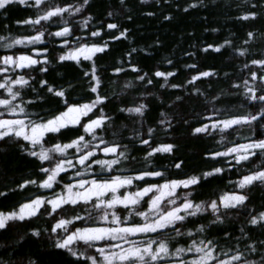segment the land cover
I'll list each match as a JSON object with an SVG mask.
<instances>
[{
	"label": "snow or ice",
	"instance_id": "obj_1",
	"mask_svg": "<svg viewBox=\"0 0 264 264\" xmlns=\"http://www.w3.org/2000/svg\"><path fill=\"white\" fill-rule=\"evenodd\" d=\"M95 2L0 0L5 18L13 4L35 11L16 21L31 26L34 34L13 35L7 26L0 34V157L16 147L35 158L13 186L0 179V233L50 218L46 227H28L17 239L0 243L9 256H0V264H40L32 256L13 257L20 241L45 233L54 248L72 258L67 264H264V31L249 23L240 46L230 32L222 42L200 49L220 55L231 49V60L243 61L239 75L223 70L230 62L201 70V57L191 51L184 55L197 62L184 65L189 75L171 83L180 71L173 60L164 58L172 70L156 65L145 71L135 47L120 66L100 63L113 41L130 38L119 18L132 21L133 16L128 0H118L119 7L103 0L98 15L90 11ZM198 7H207L205 0H188L183 11ZM240 8L236 19L264 20V0H243ZM172 18V12L164 16ZM56 44L62 46L59 51ZM68 66L78 75L57 71ZM107 68L118 77L131 72L132 78H105ZM203 78L210 82L202 89ZM149 86L185 90L187 95L172 101L181 114L160 111L167 103ZM186 99L201 111L186 112ZM240 128L249 135L241 136ZM233 133L237 139L230 140ZM216 135L211 148L198 152L201 161L214 166L186 170L181 141L215 140ZM164 158L171 162L164 165ZM21 191L27 193L21 200L4 203L10 192ZM237 221H242L239 235L229 230Z\"/></svg>",
	"mask_w": 264,
	"mask_h": 264
},
{
	"label": "trees",
	"instance_id": "obj_2",
	"mask_svg": "<svg viewBox=\"0 0 264 264\" xmlns=\"http://www.w3.org/2000/svg\"><path fill=\"white\" fill-rule=\"evenodd\" d=\"M188 0H146L142 3L141 0H128V7L131 8V15L133 16L132 21H126L123 15L119 18L120 23L123 27L130 30V38L125 40L121 38L119 42L113 41L110 45V51L107 55H103L100 63L107 65L115 63L120 66V60L124 57V54L131 48L135 47L138 51V58L140 65L145 71H154L156 65H162V70H172L171 66H168L165 61V57L173 60L175 67L180 71L177 73L176 79H171V83H182L189 75L188 71L184 68L185 64L197 62L196 57H188L184 55L185 52L196 51L198 56L201 57L200 68L203 70L206 67L215 66L220 68L222 63H229L228 68H224V71L234 72L239 75L242 71L241 59L231 60L230 53L231 49L224 52L223 55L215 53L213 50H209V53H203L200 49L203 48L206 43H219L226 37H229V33L233 34L234 43L236 46H240L243 39L245 38V32L249 30V23L253 25L258 32L264 31V20H256L252 22H245L236 19L240 15L243 0H205L207 7H198L197 9H189L188 12L183 11V6ZM108 4H116L119 7L118 0H107ZM176 4H180V8H176ZM93 15H98L104 11L103 0H96L93 9H91ZM155 12L156 15L150 16L147 13ZM169 12L173 13L171 20H165L164 16ZM35 11L30 6L13 4L8 8V15L5 18L0 15V34H6L4 32L5 26L13 33V35H32L34 34L31 26L17 24V20H25L30 16H34ZM87 15V13H85ZM79 19V17H77ZM100 19H104L100 15ZM95 21L93 25H95ZM47 26V25H45ZM212 29H220L219 32H214ZM105 38H107L105 36ZM159 39L162 43L157 46L154 41ZM44 45L48 44V38L40 42ZM196 45L197 47H192ZM30 46L18 45V49L26 50ZM61 45L56 44L55 50L59 51ZM259 48L261 44L259 41L254 45ZM147 48V51L144 49ZM223 51V50H222ZM55 54V53H53ZM100 55V54H98ZM51 59V57H50ZM74 63V62H71ZM57 71H63L67 77L78 75V69L72 66L59 68ZM54 73H50V76ZM111 77L113 79L119 78L123 80L125 78H132V73L129 72L127 77L119 76L111 71V68L106 69L105 78ZM159 83H163L162 78H157ZM210 81L207 78H203L198 85L202 89L206 87ZM219 87H227L226 83H221ZM140 88V91H143ZM149 91L158 92L164 101L167 103V107L159 109L160 111L172 110L179 116L180 109H172V101L175 99V95H187L188 93L183 89H172L167 86L165 88H151ZM190 91V90H189ZM171 94V95H170ZM195 95V93H191ZM131 99V95L129 96ZM155 103H159V97L155 100ZM185 111L190 115L199 113L201 108L198 103L194 100H185ZM233 103H242L241 101H233ZM128 115V114H125ZM151 116L155 117L156 112L150 113ZM159 118V117H157ZM123 119V117L121 118ZM241 136L249 135L247 128L239 129ZM231 139H237L235 133L228 137ZM219 140V135L215 136V140L204 139V140H184L181 141V158L185 155L188 156V165L186 170L199 169L201 167L207 168L214 166L212 161L205 159L201 161L198 152L201 147L207 146L211 148L215 141ZM3 147V146H0ZM143 147V146H140ZM135 154V153H134ZM142 155V153L140 154ZM163 155V154H162ZM35 158L28 156L25 153L19 151L16 147H9L8 154L0 157V169L3 170V177L9 181V186L12 180L25 174L29 169L33 167V161ZM164 165H168L171 161L168 158H164L160 161ZM150 182H157V178H149ZM34 192L35 188L29 189ZM40 194H47L45 190L41 189ZM27 195L25 192L9 193L8 199L4 201L5 204H12L16 201L21 200L23 196ZM203 199L204 197H200ZM258 203L260 201L259 190L254 197ZM39 215V214H38ZM50 222V218L47 216L40 217L38 220H34L32 225L23 226L20 228H12L8 232L0 233V243L11 242L18 238L17 233H23L28 227L38 226L46 227ZM242 221L233 223L229 230H235V234L239 235V225ZM254 227V226H252ZM255 236H259V231L254 233ZM264 238V237H262ZM12 249L9 248V252ZM16 257L32 256L40 261V264H67L72 259L67 256L63 249L54 248L52 246V240L48 234L45 233L42 237H26L20 241L19 245L15 246ZM0 256L8 259V253H5L0 249Z\"/></svg>",
	"mask_w": 264,
	"mask_h": 264
}]
</instances>
